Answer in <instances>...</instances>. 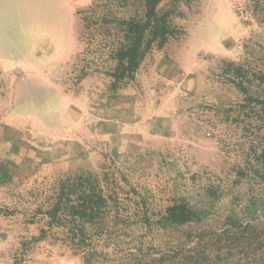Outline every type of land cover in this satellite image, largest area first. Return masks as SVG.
<instances>
[{
  "label": "rangeland",
  "instance_id": "1",
  "mask_svg": "<svg viewBox=\"0 0 264 264\" xmlns=\"http://www.w3.org/2000/svg\"><path fill=\"white\" fill-rule=\"evenodd\" d=\"M94 3L141 10V0H0V264H188L200 233L207 264H264V107L241 106L222 61L264 72V13L250 0H163L176 35L114 90L112 28L82 19ZM77 172L119 186L123 221L96 229L94 248L57 228L33 240L57 181ZM183 197L209 218L164 226Z\"/></svg>",
  "mask_w": 264,
  "mask_h": 264
},
{
  "label": "trees",
  "instance_id": "2",
  "mask_svg": "<svg viewBox=\"0 0 264 264\" xmlns=\"http://www.w3.org/2000/svg\"><path fill=\"white\" fill-rule=\"evenodd\" d=\"M162 1L141 0V10L129 13L128 8L129 14L122 15L118 14L119 11L114 14L113 11L107 13L100 9V4L95 3L83 12L84 25L106 20L108 21L106 24H110L112 28L114 42L110 58L114 64L108 70L113 78L110 85L112 89H117L125 81L134 80L151 48L154 45L163 47L176 35L177 28L171 22L173 11L160 10L159 5ZM250 1L255 13H264V0ZM222 61L229 83L244 96L245 103L241 106L264 107V72L252 70L244 63L233 60ZM256 80L258 87L254 85ZM109 179V176L91 172H77L61 177L53 188L48 206L42 210L47 219V228H42L33 240L44 239L49 229L57 228L64 232L68 242L77 249L94 248L92 238L96 229L103 230L111 221L116 223L113 225L123 221L121 206L125 204L124 198L119 186L111 185ZM216 191L215 188L209 190L214 196L218 192ZM162 218L164 226L181 227L203 224L209 217L205 207L194 205L189 198L183 197L167 205ZM227 220L234 226L242 227L241 233L247 235L248 227L243 226L239 216L229 215ZM197 237L196 245L189 250L184 263L207 264L211 259L210 248L200 246L204 237L201 233Z\"/></svg>",
  "mask_w": 264,
  "mask_h": 264
}]
</instances>
